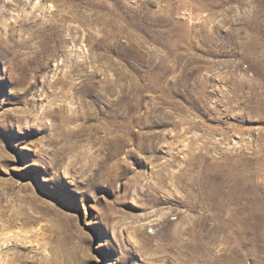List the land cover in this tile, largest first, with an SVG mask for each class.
I'll return each instance as SVG.
<instances>
[{
  "label": "rangeland",
  "instance_id": "obj_1",
  "mask_svg": "<svg viewBox=\"0 0 264 264\" xmlns=\"http://www.w3.org/2000/svg\"><path fill=\"white\" fill-rule=\"evenodd\" d=\"M0 264H264V0H0Z\"/></svg>",
  "mask_w": 264,
  "mask_h": 264
}]
</instances>
